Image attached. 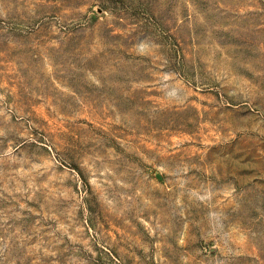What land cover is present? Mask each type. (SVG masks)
I'll list each match as a JSON object with an SVG mask.
<instances>
[{
	"label": "rangeland",
	"instance_id": "obj_1",
	"mask_svg": "<svg viewBox=\"0 0 264 264\" xmlns=\"http://www.w3.org/2000/svg\"><path fill=\"white\" fill-rule=\"evenodd\" d=\"M0 264H264V0H0Z\"/></svg>",
	"mask_w": 264,
	"mask_h": 264
}]
</instances>
